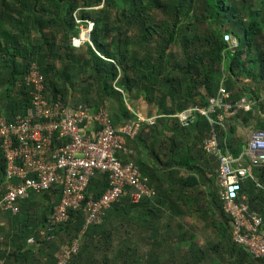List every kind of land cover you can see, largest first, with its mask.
I'll list each match as a JSON object with an SVG mask.
<instances>
[{
    "label": "trees",
    "instance_id": "1",
    "mask_svg": "<svg viewBox=\"0 0 264 264\" xmlns=\"http://www.w3.org/2000/svg\"><path fill=\"white\" fill-rule=\"evenodd\" d=\"M75 16L93 22L79 48L70 43L80 31ZM228 31L234 48L223 37ZM32 64L49 98L59 94L92 112L103 107L115 128L136 120L125 96L133 107L140 100L156 108L153 124L125 135L131 159L155 191L136 203L124 193L86 226L84 201L64 221L48 223L60 187L29 193L17 213L3 211L9 228L0 227L2 264H53L75 238L77 252L66 264H264L233 240L218 199L216 157L202 147L208 122L194 114L183 125L176 114L206 105L222 84L231 102L245 95L257 105L217 127L220 147L240 153L237 119L264 129V0H0V115L7 119L30 106L33 87L25 77ZM4 171L0 151V196ZM252 172L264 184V167ZM107 187V175L94 171L85 201ZM238 198L264 227V191L245 178Z\"/></svg>",
    "mask_w": 264,
    "mask_h": 264
},
{
    "label": "built area",
    "instance_id": "2",
    "mask_svg": "<svg viewBox=\"0 0 264 264\" xmlns=\"http://www.w3.org/2000/svg\"><path fill=\"white\" fill-rule=\"evenodd\" d=\"M72 41L76 46L80 40L74 37ZM42 80L36 65L32 64L25 77V82L33 87L25 114L12 119L0 115V151L5 164L0 211L17 213L19 202L29 193L60 187L61 196L48 223L64 221L67 210L79 207L84 201L86 226L99 222L102 210L126 192L131 202H138L143 196L151 197L154 190L141 177L138 166L131 159L134 152L123 136L132 137L138 124L132 122L115 128L103 107L92 112L85 104L63 103L59 94L49 98L43 92ZM221 93L226 95L224 89ZM221 100L219 97L214 101ZM186 115H190V109ZM86 120L94 125L89 133L87 124L83 123ZM148 120L151 122L152 118ZM203 147L207 152L215 151L219 157L220 193L224 209L231 218L233 239L246 245L254 256L264 257L261 219L256 212L249 211L246 204L235 201L240 183L245 178L255 179L252 167L264 165V130L250 132L247 148L238 157L220 154L214 134L205 140ZM242 160H247V165H243ZM94 171L107 175L109 187L100 197L85 201L84 190ZM256 185L262 187L259 183ZM78 245V238H75L61 246L53 264H66L77 252Z\"/></svg>",
    "mask_w": 264,
    "mask_h": 264
},
{
    "label": "clouds",
    "instance_id": "3",
    "mask_svg": "<svg viewBox=\"0 0 264 264\" xmlns=\"http://www.w3.org/2000/svg\"><path fill=\"white\" fill-rule=\"evenodd\" d=\"M74 19H75V21H76V23H78V27H79V34L77 35V36H71L70 37V43H71V46L72 47H75V48H79L82 44V42H84L85 40L86 41H89V32H90V30H91V28H92V25H93V22L92 21H89V20H86L85 22L84 21H82V20H80L79 18H77L76 16L74 17ZM77 20H79V21H77ZM84 22V23H83ZM83 25H85L86 27L84 28V27H82ZM79 38V44L78 45H74L73 44V41H72V38ZM223 37H224V39L228 42V45H229V47L231 48H234L236 45H237V41H236V37L231 33V32H224L223 33ZM95 52L98 54V55H100L99 54V52H97L96 50H95ZM221 89H224V91H225V96H222L221 94ZM120 91H122L121 89H120ZM219 97H222V102H219V103H216V101H214V100H216L217 98H219ZM229 98H230V94H229V91L228 90H226L225 89V87L222 85V84H220V86H219V89H218V91L216 92V94L214 95V96H208L207 97V104L206 105H190V106H188V107H186L185 109H183L182 111H180V112H178V113H176L177 114V116L179 117V120H180V122L183 124V125H187L189 122H191L192 121V119H193V116H194V114H199V115H202V116H204V118L206 119V121L208 122V124H209V126H210V128H209V131H208V133H207V136L203 139V143H202V147H203V145H204V142H205V140H207L212 134H214V136L216 137V140H217V147H218V149H219V151H220V154H225V155H228V156H232V157H238L239 155H241L245 150H246V148H247V142H248V137H249V134H250V132L252 131V130H256V129H262V130H264L263 128H257V127H254V125H252V128L250 127V131H249V134H248V136H247V139H246V143H244L243 145H242V149H241V151H240V153L238 154V156H234L232 153H230L226 148H224V149H222L221 147H220V144H219V139H218V136H217V132H218V130H217V127H220L221 129H224L228 124H229V122H230V120H231V118L232 117H234L236 114H237V112H239L240 110H242V111H250V110H252V107L254 106V104H256L257 105V102H255V100L254 99H252V98H250V97H247V96H245V95H243V96H241V97H239L237 100H235L234 102H231L230 100H229ZM210 99H213V101H211ZM243 100V101H242ZM128 100L126 99V96H125V103H128L127 102ZM240 103L242 104V106H240ZM248 105V107L247 108H245V107H243V105ZM128 107V106H127ZM128 108H130V110H132L133 108L132 107H128ZM150 108L152 109L153 108V111L151 112V113H148V114H145V115H143V114H139V113H137V112H135V115H136V120H134V121H128V122H126L125 124H127V123H137L138 124V127H137V129H136V132H137V130H138V128L140 127V125L142 124V123H146V124H148V125H151V124H153V122L155 121V119L158 117V116H160V114H157L156 112H157V110H156V108L153 106H150ZM196 108H199L200 110H204L205 111V113H202L200 110H198V109H196ZM190 109V115H186V113H187V111ZM142 117L143 119L142 120H140L138 117ZM262 117H264V114L262 115ZM150 118H152V121L151 122H149V120L148 119H150ZM236 122H240L239 121V119H237V121ZM125 124H123V125H125ZM122 125V126H123ZM244 126H248V125H244ZM121 127V126H120ZM116 128H119V127H116ZM236 129H237V126H236ZM135 132V133H136ZM236 133H237V130H236ZM125 135L126 134H123V136H124V139H125ZM126 142V144L128 145V143H127V141H125ZM129 146V145H128ZM130 147V146H129ZM131 148V147H130ZM204 148V147H203ZM133 150V149H132ZM205 150V149H204ZM134 152V151H133ZM211 154H213V155H215V157H216V161H217V168H216V171H217V173L219 172L218 171V166H219V157H218V155L216 154V152L215 151H213V152H210ZM133 155H134V153H133ZM132 155V156H133ZM132 156H131V158H132ZM133 161V160H132ZM134 162V161H133ZM242 163H243V165H247V160H242L241 161ZM255 167H264V165H256ZM255 167H252V171H253V168H255ZM140 171V170H139ZM253 173V172H252ZM141 174V173H140ZM254 175V174H253ZM142 177V176H141ZM142 178H145V177H142ZM254 178L255 179H252L253 180V182H254V185H255V187L256 188H258V189H261L262 191H264V184L263 183H261V182H259L258 180H257V178L254 176ZM146 179V178H145ZM146 182H147V180H146ZM220 180H219V174H218V181H217V184L219 185V190H221V188H220ZM256 183H259V184H261L262 185V187H258L257 185H256ZM147 184H148V182H147ZM241 184V183H240ZM149 186H151L150 184H148ZM152 187V186H151ZM239 187H240V185H239ZM238 191H239V188H238V190L236 191V193H235V201H237V202H241V203H244V204H246L247 205V203L246 202H243V201H240L239 200V198H238ZM218 199H219V201L221 202V204H222V210H223V212H224V214L225 215H227L228 216V218H229V221H230V224H231V218H230V215L228 214V212H226L225 211V209H224V202H223V200H222V198H221V193H220V191H219V193H218ZM132 203H136V202H132ZM247 209L249 210V211H253V210H250L249 209V207H248V205H247ZM254 212H256L257 213V211H254ZM258 214V213H257ZM258 216H259V218H260V215L258 214ZM261 219V218H260ZM261 223H262V220H261ZM232 227V226H231ZM263 227V226H262ZM233 237V236H232ZM234 240V239H233ZM234 242L235 243H237V244H239V245H241L242 247H244L245 249H246V251L248 252V253H250L253 257H261V256H254L250 251H249V249H248V247L246 246V245H244V244H241V243H238V242H236L235 240H234ZM261 258H264V257H261Z\"/></svg>",
    "mask_w": 264,
    "mask_h": 264
},
{
    "label": "crops",
    "instance_id": "4",
    "mask_svg": "<svg viewBox=\"0 0 264 264\" xmlns=\"http://www.w3.org/2000/svg\"><path fill=\"white\" fill-rule=\"evenodd\" d=\"M127 102H129L130 103V107H132L133 109H135L136 110V112L137 113H141V114H143V115H145V114H148V113H151L152 111H153V108L151 109V108H149L148 106H147V104H145V102H143V101H140V100H138V101H136L135 102V106L133 107V102H130V101H127ZM137 103V104H136ZM75 104V103H74ZM80 104H83V103H80ZM236 126H237V136L244 142V143H246V139L247 138H243L242 136H240V133H242V131L245 129H247V128H252V125H248V126H244L243 124H241L240 122H236ZM92 127H94V125H92V122L90 121V120H88V123H87V129L88 130H86L88 133H89V129L90 128H92ZM153 188V187H152ZM153 190H154V188H153ZM155 191V190H154ZM1 226H4L6 229H8L9 228V224H8V222H7V220H6V218H5V213L3 212V211H0V227ZM28 241H29V243L30 244H33L34 242H33V239H31V238H29L28 239ZM32 248H33V252H37V246L36 245H33L32 246ZM58 252V251H57ZM57 254V253H56ZM0 261H1V264L3 263V261L0 259ZM24 262V261H23ZM25 263V262H24Z\"/></svg>",
    "mask_w": 264,
    "mask_h": 264
},
{
    "label": "rangeland",
    "instance_id": "5",
    "mask_svg": "<svg viewBox=\"0 0 264 264\" xmlns=\"http://www.w3.org/2000/svg\"><path fill=\"white\" fill-rule=\"evenodd\" d=\"M100 6V5H99ZM126 106L130 107V103H126ZM250 128H247L246 130L244 129L242 131V133H240V136H242L244 139L247 138L248 134H249ZM193 223L195 224H200L199 222H197V220H192ZM196 240L198 241L199 244H204L205 241V237L203 234H200L196 237ZM116 252L115 248H113V250L110 252V255H113Z\"/></svg>",
    "mask_w": 264,
    "mask_h": 264
},
{
    "label": "water",
    "instance_id": "6",
    "mask_svg": "<svg viewBox=\"0 0 264 264\" xmlns=\"http://www.w3.org/2000/svg\"><path fill=\"white\" fill-rule=\"evenodd\" d=\"M82 27H84V28H85L86 26H85V25H83Z\"/></svg>",
    "mask_w": 264,
    "mask_h": 264
}]
</instances>
